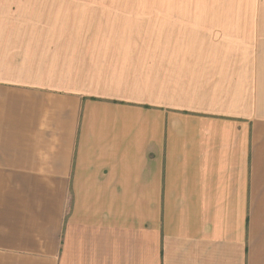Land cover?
I'll return each mask as SVG.
<instances>
[{"label": "crops", "instance_id": "0c3cea01", "mask_svg": "<svg viewBox=\"0 0 264 264\" xmlns=\"http://www.w3.org/2000/svg\"><path fill=\"white\" fill-rule=\"evenodd\" d=\"M162 1L0 23V264H264V0Z\"/></svg>", "mask_w": 264, "mask_h": 264}, {"label": "rangeland", "instance_id": "374dc122", "mask_svg": "<svg viewBox=\"0 0 264 264\" xmlns=\"http://www.w3.org/2000/svg\"><path fill=\"white\" fill-rule=\"evenodd\" d=\"M164 7L162 0H0V23H195L177 13L169 22Z\"/></svg>", "mask_w": 264, "mask_h": 264}]
</instances>
